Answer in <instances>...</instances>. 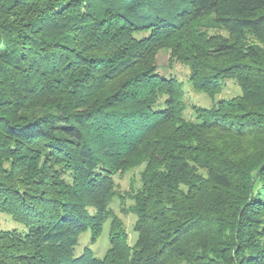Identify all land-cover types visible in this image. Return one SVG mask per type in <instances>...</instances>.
Here are the masks:
<instances>
[{
    "label": "trees",
    "instance_id": "trees-1",
    "mask_svg": "<svg viewBox=\"0 0 264 264\" xmlns=\"http://www.w3.org/2000/svg\"><path fill=\"white\" fill-rule=\"evenodd\" d=\"M163 50L241 95L186 117ZM0 212L25 227L0 264H264V0H0ZM110 217L108 254L76 255Z\"/></svg>",
    "mask_w": 264,
    "mask_h": 264
},
{
    "label": "rangeland",
    "instance_id": "rangeland-1",
    "mask_svg": "<svg viewBox=\"0 0 264 264\" xmlns=\"http://www.w3.org/2000/svg\"><path fill=\"white\" fill-rule=\"evenodd\" d=\"M228 36L227 33L223 34ZM157 59L158 72L167 77H174L182 82L184 88L183 103L185 107V116L190 117L194 113L193 107L213 108L221 99H230L241 95V90L237 82L229 80L224 83L220 92L213 96L196 91L190 83L189 67L185 64L171 59L170 53L166 50L159 52ZM140 170L129 171L118 174L114 178L116 197L113 199L110 209L122 224V231L126 233L130 246H133L137 239V233L134 230L136 217L131 213L133 202L131 201L132 189L140 186ZM113 218L106 219L102 233L96 242L92 241V231L90 228L81 235L79 244L76 247V255H81L86 247H89L93 255L97 258H103L110 249V234ZM0 229L11 232L16 231L25 233V227L13 220L10 215L0 212Z\"/></svg>",
    "mask_w": 264,
    "mask_h": 264
}]
</instances>
